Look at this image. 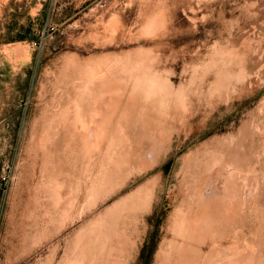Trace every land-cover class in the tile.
Returning <instances> with one entry per match:
<instances>
[{"label":"rangeland","instance_id":"374dc122","mask_svg":"<svg viewBox=\"0 0 264 264\" xmlns=\"http://www.w3.org/2000/svg\"><path fill=\"white\" fill-rule=\"evenodd\" d=\"M81 258L264 264V0H0V264Z\"/></svg>","mask_w":264,"mask_h":264},{"label":"bare ground","instance_id":"6f19581e","mask_svg":"<svg viewBox=\"0 0 264 264\" xmlns=\"http://www.w3.org/2000/svg\"><path fill=\"white\" fill-rule=\"evenodd\" d=\"M135 62V61H134ZM140 63V62H139ZM136 64V63H135ZM146 64V63H145ZM111 68V67H110ZM105 71H106V69H105ZM108 73V72H107ZM111 73H112V71H111ZM109 74V75H112V74H114V73H112V74ZM104 74V73H103ZM87 75H88V73H87ZM108 74L106 75L107 77H111V76H109ZM134 75V74H133ZM137 75V74H136ZM103 76V75H102ZM104 76H105V74H104ZM103 76V77H104ZM143 76V75H142ZM91 77H93V76H91ZM107 77H105V78H103V80H105V82H106V78ZM97 78H99V77H97ZM96 78V79H97ZM114 78V77H113ZM89 79H91V78H89ZM93 79H95V78H93ZM109 79V78H108ZM100 80V79H99ZM101 80H102V78H101ZM102 80V81H103ZM97 81V80H96ZM108 81V80H107ZM89 82H93L92 80L91 81H89ZM111 82V81H110ZM91 84V83H90ZM104 84H106V83H104ZM110 84V83H109ZM119 84V83H118ZM138 84V83H137ZM141 84V83H140ZM145 84V83H144ZM151 84V83H150ZM156 84V83H155ZM114 85V83L112 84V86ZM119 85H121V84H119ZM147 85V84H146ZM103 86V83H102V85L100 86V87H102ZM107 86V89H105V86H104V89L105 90H108V88L109 87H111V85L109 86V85H106ZM114 86H116V85H114ZM137 86V85H136ZM135 86V87H136ZM150 86H152V85H150ZM117 87V86H116ZM122 87V86H121ZM138 88V87H137ZM155 88H156V86H155ZM98 89V88H97ZM102 89V91H103V87L101 88ZM100 89V90H101ZM114 89H115V87H114ZM118 89V88H117ZM117 89H115V90H117ZM152 89V88H151ZM84 91V90H83ZM86 91V90H85ZM111 91L113 92L114 90H113V88L111 89ZM119 91V90H118ZM117 91V92H118ZM123 91V90H122ZM133 91V90H132ZM137 91V90H136ZM153 91V90H152ZM110 91L108 90V93H109ZM115 92V91H114ZM113 92V96L114 95H116L117 93L115 92L114 93ZM120 92V91H119ZM151 92V91H150ZM154 92H156V90L154 91ZM107 92L104 94H100L101 95V103H99L100 105H96L97 107L96 108H94V114L93 115H91L90 114V117L89 118H91L89 121H88V123L86 122H83V120L82 121H80V123L78 124L77 122H76V125H77V131L75 130V132H74V134H72L73 132H71V135L70 136H73V138H76V139H79L80 140V142L81 143H83L84 145H85V147L87 148V149H89V150H95V148H98V147H100V145H101V143L103 142V140L107 137V128H108V126L110 125V123H112L111 121L113 120V116H115V114H116V112H117V110H118V108H119V99H116L115 97H113V96H111V94L109 93L108 94ZM160 93V92H159ZM134 94V93H133ZM136 95H138L137 93H135ZM155 94V93H154ZM120 95V94H119ZM143 95V94H142ZM152 95V94H151ZM156 95H157V92H156ZM90 96V95H89ZM117 96V95H116ZM132 96V95H131ZM158 96V95H157ZM99 97V96H98ZM119 97V96H118ZM122 97V96H121ZM120 97V98H121ZM135 97V96H134ZM139 97V96H138ZM144 97V96H143ZM142 97V98H143ZM146 97V96H145ZM94 99H95V97H94ZM99 100H100V98H99ZM143 100V99H142ZM131 101V100H130ZM129 101V102H130ZM132 102V101H131ZM142 102V101H141ZM144 102V101H143ZM142 102V103H143ZM141 103V104H142ZM145 103V102H144ZM92 104V103H91ZM94 104V103H93ZM130 104H132V103H130ZM135 104V103H134ZM138 104V103H137ZM126 105V104H125ZM128 105H129V103H128ZM127 106V105H126ZM123 107V106H122ZM129 107H131L130 105H129ZM133 107V106H132ZM139 108V107H138ZM65 109V108H64ZM68 109H69V107H68ZM80 109V108H79ZM124 110V109H123ZM73 112V111H72ZM75 112V111H74ZM124 112H126V111H124ZM129 112H131V111H128V113ZM121 114V113H120ZM119 114V115H120ZM122 114H124V113H122ZM79 115V114H78ZM125 115H127V114H125ZM80 116V115H79ZM78 116V117H79ZM121 117H122V115H120ZM60 117H62V116H60ZM76 117V116H75ZM86 117V116H85ZM120 118V117H119ZM62 119V118H61ZM73 119V118H72ZM80 119V118H79ZM86 120V119H85ZM75 125V124H74ZM76 125H75V127H76ZM73 131V130H72ZM109 133V132H108ZM72 139V138H71ZM107 139V138H106ZM110 139V138H109ZM113 139V138H112ZM114 140V139H113ZM109 142V141H108ZM104 143H105V141H104ZM113 144V143H112ZM109 146V145H108ZM84 148V147H83ZM86 149V150H87ZM88 151V150H87ZM89 152V151H88ZM92 153V152H91ZM86 154H89V153H86ZM59 185V184H58ZM56 187V186H55ZM59 188V187H58ZM62 189V188H61ZM58 190H60V189H58ZM57 193V192H56ZM61 194V193H60ZM54 195V194H53ZM59 197H61L59 194H57ZM56 196V195H55ZM57 198V197H56ZM63 198V197H62ZM60 200V199H59ZM62 201V200H61ZM57 205V204H56ZM232 209V208H231ZM225 214V213H224ZM227 214V213H226ZM225 214V215H226ZM229 216L231 215V212H230V214H228ZM202 217H204V215L202 216ZM213 218V217H212ZM230 219H233V218H230ZM208 220V219H207ZM218 220V219H217ZM229 222V221H228ZM194 224V223H193ZM197 225V224H196ZM195 232V231H194ZM91 239V238H90ZM92 246V245H91ZM90 246V247H91ZM89 252V251H88ZM88 252H87V254H88ZM85 254H86V251H85ZM90 256V255H89ZM82 257V256H81ZM84 257V256H83ZM87 257H88V255H86V260H87ZM93 258V257H92ZM82 259L83 258H81V260L80 261H75V263H73V264H82V263H84L85 264V262H84V260L82 261ZM85 259V258H84ZM91 259V258H90ZM81 261H82V263H81ZM103 261H105L104 259H102V263H106V261L105 262H103ZM88 262H91V261H89V258H88ZM95 263H96V261H94ZM87 263V262H86ZM94 263V264H95ZM118 263V262H117ZM89 264V263H88ZM91 264H92V262H91ZM96 264H98V263H96ZM100 264H101V262H100ZM116 264V263H115Z\"/></svg>","mask_w":264,"mask_h":264}]
</instances>
